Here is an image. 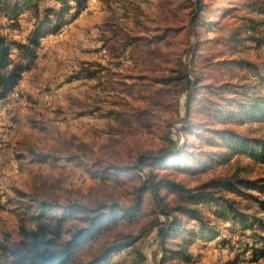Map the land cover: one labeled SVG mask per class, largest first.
Instances as JSON below:
<instances>
[{
  "label": "rangeland",
  "instance_id": "rangeland-1",
  "mask_svg": "<svg viewBox=\"0 0 264 264\" xmlns=\"http://www.w3.org/2000/svg\"><path fill=\"white\" fill-rule=\"evenodd\" d=\"M249 2L85 0L80 8L71 2L72 9L63 16L62 25L40 39L28 69L0 100V242L18 249L29 242L38 211L34 199L57 200L64 205L75 201L132 205L136 186L152 162L146 156L167 144L165 136L180 144L186 139L199 144L194 136L180 132L185 118L188 124L200 126L197 121L206 116L200 101L186 106L193 85L187 91L179 81L165 85L159 78L187 69L193 82L198 72H205L203 82H209L210 76L235 82L247 70L221 60L253 59L257 52L253 42L240 41L235 49L232 43L213 49L212 40L234 26H240V37L245 36L248 24L242 23V17L264 16L249 13ZM40 5L58 6L55 0ZM38 18H43L42 14L31 10L10 18L0 14V28L11 42L27 43ZM213 21L221 25L219 33H215ZM208 22L211 24L205 29ZM220 51L222 55L217 54ZM201 148L217 152L206 142ZM141 157V171L123 170L109 176L111 164H139ZM200 160L210 166L197 169L200 163L196 167L185 160L183 167L174 168V162L167 159L163 162L167 166L160 163L155 171L186 184L240 165L245 166L247 175L264 173V167L244 155H233L224 162L212 163L205 155ZM55 212L60 214V209H53ZM83 216L74 210L63 219V239L70 230L85 225ZM163 220L144 192L132 220H112L85 239L78 253L87 258L107 243L129 239V246L110 255V264H134L135 259L140 264H262L240 250L251 241L248 230L240 231L239 226L222 221H214L219 224V238H231V244H220L219 238L205 241L195 237V224L189 221L190 260L169 254L161 261L163 248L156 228ZM44 222L47 232L53 230L55 220Z\"/></svg>",
  "mask_w": 264,
  "mask_h": 264
},
{
  "label": "trees",
  "instance_id": "trees-1",
  "mask_svg": "<svg viewBox=\"0 0 264 264\" xmlns=\"http://www.w3.org/2000/svg\"><path fill=\"white\" fill-rule=\"evenodd\" d=\"M44 1L0 0V14L3 16L15 17L22 10H31L43 16L36 20L27 43L14 40L11 42V38L0 28V100L10 94L22 73L28 69L29 60L34 57L40 39L62 25L63 16L72 9L71 2L78 5V8L85 2V0H55L57 7H41L40 4ZM199 4L200 2L198 6ZM199 9L200 7L197 8ZM247 9L249 13L264 15V0H250ZM255 17L250 15L242 17V23L248 24L243 30L245 36L240 37V26H234L228 30V33L212 40L213 49L219 45L230 46L231 43L235 49L240 41L253 42V47L257 50L253 59L239 56L221 60L226 64H234L247 70L235 82L216 81L212 76L209 77L211 79L209 82H203L205 72H198L193 82L187 69L177 70L173 76L159 78V81L165 85L174 80L179 81L181 87L186 90L191 84L193 85L190 92L186 91V106L189 108L195 105L196 101H200L199 107L203 106L206 116L197 121L200 124L197 125L198 127L196 122L188 124L187 118H183L180 132L194 136L199 144L195 146L190 143V139L180 144L182 142L165 136L163 139L167 144L156 153L150 150L146 156L152 162L147 164L149 172L136 186V199L132 205L122 206L117 202L109 205L102 201L93 205L79 201L64 205L57 200L34 199L38 211L34 215L36 228L29 232V242L23 249L0 242V264H110V255L120 248L129 246L131 240L116 239L87 258L79 255V246L112 220L123 218L132 220L140 207L144 192L150 195L158 213L164 216V220L156 228L163 248L161 261L169 254L184 261L190 260L191 254L187 252V245L191 242L189 238L191 234L187 227L189 221L195 224L194 236H200L205 241L220 237L219 224L214 221H222L239 226L240 231L248 230L251 241L240 247V250L249 253L252 261L264 264V173L250 176L246 174L245 166L240 165L208 178H199L193 184H186L182 179L160 176L155 171L160 163L161 167L165 168L167 164L163 162L167 159L174 162V168L183 167L185 160H191L193 166L200 163L201 166L197 169L208 167L210 164L201 160L198 162L204 155L212 163L227 161L233 155H244L264 167V50L262 49L264 16ZM210 24L211 22H208L205 29ZM213 24L215 33H219L221 25L215 21ZM222 27L224 28V25ZM13 51H17L16 56L13 55ZM221 51L217 54L222 55ZM214 63L218 64L219 61ZM192 100L194 103L191 102ZM186 115L188 116V112ZM253 124L257 126L251 128L250 125ZM203 142L216 147L217 152L202 149ZM142 163L143 157L139 159V164L130 166L111 164L107 172L111 173L109 176H113L123 170L127 173L132 169L141 171ZM53 209H60V214L52 213ZM208 209H212L210 214L205 212ZM74 210L84 213L85 225L70 230L68 238L63 239L64 230L61 224L63 219ZM54 220L53 230L47 232L45 229L47 223L44 221L52 223ZM179 239L182 242H179ZM41 242L50 245L46 253L34 250V244ZM230 242L231 238L218 239L220 244H231ZM172 244L175 247H172ZM133 263L140 264L141 261L135 259Z\"/></svg>",
  "mask_w": 264,
  "mask_h": 264
},
{
  "label": "clouds",
  "instance_id": "clouds-1",
  "mask_svg": "<svg viewBox=\"0 0 264 264\" xmlns=\"http://www.w3.org/2000/svg\"><path fill=\"white\" fill-rule=\"evenodd\" d=\"M49 248H50V245L47 244L46 242L34 244V250L41 252V253H46L49 250Z\"/></svg>",
  "mask_w": 264,
  "mask_h": 264
}]
</instances>
